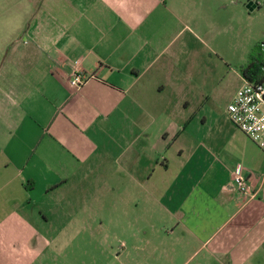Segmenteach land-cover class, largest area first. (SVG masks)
<instances>
[{
  "label": "crops",
  "instance_id": "obj_1",
  "mask_svg": "<svg viewBox=\"0 0 264 264\" xmlns=\"http://www.w3.org/2000/svg\"><path fill=\"white\" fill-rule=\"evenodd\" d=\"M38 1L25 14L36 26L0 63V264L80 263L63 251L80 243L74 217L90 207L78 198L97 182L118 183L121 214L131 204L137 221L150 215L153 240L137 239L145 261L183 253L185 264L198 251L197 264H264V149L190 74L199 31L240 1ZM71 184L77 201L65 205Z\"/></svg>",
  "mask_w": 264,
  "mask_h": 264
},
{
  "label": "rangeland",
  "instance_id": "obj_2",
  "mask_svg": "<svg viewBox=\"0 0 264 264\" xmlns=\"http://www.w3.org/2000/svg\"><path fill=\"white\" fill-rule=\"evenodd\" d=\"M239 1L237 5L229 6V14L223 10L214 21L208 19L206 30L199 31V39L194 40L196 46L201 44L200 49L190 54L191 78L200 83L203 76L207 77V89L216 96L210 104H214L217 109L227 108L228 97L236 90V74L239 67L248 61L255 47L264 42V0H259L260 5L252 11L247 0ZM38 3L37 0L36 4L30 7L28 0H0V63L7 62L8 57H12L13 45L17 48L23 46L26 29L30 30L36 26L34 19L32 20L33 15L25 14L29 9H32L33 13L40 10ZM83 186L86 189L87 183H83ZM118 187V183L107 182L105 185L104 182H97L96 194L92 199H88L87 193H84L85 198L81 197L82 194L78 195L77 205L82 208L85 202V206L89 204L90 209L74 217L78 223L74 221L79 225L77 233L80 243L78 246L64 247V254L78 256V264H120V256L124 264L123 253L127 250L129 257L126 264H183L182 261L186 257L183 253L170 262L161 260V255L152 259L149 252L147 261L141 257L143 253H139V249L142 246L137 239L152 241L154 237L151 223L147 222L150 215L145 214L142 223L137 221L131 204L128 213L121 214V199L115 194ZM130 190L134 191V188L129 186V194L132 193ZM74 191V185L71 184L63 192L65 205H75L73 201H77V192ZM72 217V214L64 213L60 221L68 225ZM90 218L96 222L90 224L88 229ZM141 228L145 231L144 235L139 231ZM73 233L75 234L76 230H73ZM63 234L64 238H69L66 235L72 234V231L65 228ZM91 239L94 241L91 242ZM143 249L149 250L152 246L145 245ZM197 249V246H193L192 252ZM136 251L139 254L138 262ZM199 259L200 254L196 251L194 257L185 264H197Z\"/></svg>",
  "mask_w": 264,
  "mask_h": 264
},
{
  "label": "built area",
  "instance_id": "obj_3",
  "mask_svg": "<svg viewBox=\"0 0 264 264\" xmlns=\"http://www.w3.org/2000/svg\"><path fill=\"white\" fill-rule=\"evenodd\" d=\"M258 49L261 56L259 78L251 83L244 82L227 105L226 113L229 121L242 134L264 149V42L259 43ZM83 81L79 73H73L69 85L77 90ZM233 182L238 192H245L239 167L233 171Z\"/></svg>",
  "mask_w": 264,
  "mask_h": 264
},
{
  "label": "trees",
  "instance_id": "obj_4",
  "mask_svg": "<svg viewBox=\"0 0 264 264\" xmlns=\"http://www.w3.org/2000/svg\"><path fill=\"white\" fill-rule=\"evenodd\" d=\"M261 64V56L258 46L255 51L250 55L248 61L239 67V72L242 78L247 82H254L259 78V68Z\"/></svg>",
  "mask_w": 264,
  "mask_h": 264
}]
</instances>
